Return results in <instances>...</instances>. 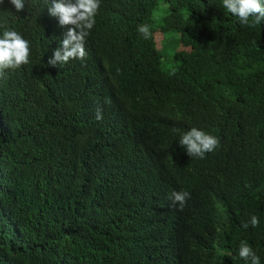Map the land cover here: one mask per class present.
Wrapping results in <instances>:
<instances>
[{"label":"trees","instance_id":"1","mask_svg":"<svg viewBox=\"0 0 264 264\" xmlns=\"http://www.w3.org/2000/svg\"><path fill=\"white\" fill-rule=\"evenodd\" d=\"M49 7L0 0V38L31 46L0 78V264H251L242 240L264 264V22L223 0H100L86 60L53 67L71 26ZM158 34L191 48L171 71ZM192 127L219 138L204 159L173 131Z\"/></svg>","mask_w":264,"mask_h":264},{"label":"clouds","instance_id":"2","mask_svg":"<svg viewBox=\"0 0 264 264\" xmlns=\"http://www.w3.org/2000/svg\"><path fill=\"white\" fill-rule=\"evenodd\" d=\"M10 3L17 12L25 7V0H10ZM99 7L100 0H51V7L48 8L49 15L58 18L61 27H71L68 28L60 46L48 60V65L55 67L73 59L86 60L88 56L85 47L86 37L95 25V15ZM223 7L238 17L242 25L254 27L264 22V0H223ZM137 30L145 39L151 34L148 24H141ZM30 47V41L24 39L18 32L8 29L3 31V36L0 38V78L4 76L6 69H16L30 62ZM187 49H190V53L191 48ZM105 103L110 101L106 99ZM95 119H103L102 109H97ZM173 131L180 133L179 147L191 158L204 159L206 153L213 152L220 146L218 137L196 127L184 132L176 128ZM190 198V193L186 190L172 191L170 195L172 203L178 204L180 209H183ZM249 224L252 227L258 226L259 218L253 215L250 221L242 226L248 228ZM239 257L250 261L251 264H260L259 256L247 241L240 242Z\"/></svg>","mask_w":264,"mask_h":264},{"label":"rangeland","instance_id":"3","mask_svg":"<svg viewBox=\"0 0 264 264\" xmlns=\"http://www.w3.org/2000/svg\"><path fill=\"white\" fill-rule=\"evenodd\" d=\"M168 12H169V9H168ZM155 19L157 21H160L159 20V15L156 14L155 16ZM157 42H158V49L162 50V52L165 54V58H164V67H165V70H168V71H171L173 70V63L170 62L171 58H168V57H173V55L176 53V52H181V53H184V54H188L190 49H187L185 47H182V46H174L170 49H168V51L165 50V45H163V47L161 46V42H162V35L158 34L157 36Z\"/></svg>","mask_w":264,"mask_h":264}]
</instances>
